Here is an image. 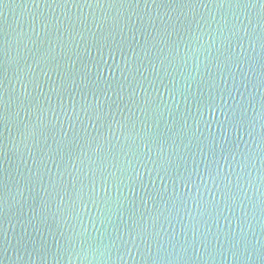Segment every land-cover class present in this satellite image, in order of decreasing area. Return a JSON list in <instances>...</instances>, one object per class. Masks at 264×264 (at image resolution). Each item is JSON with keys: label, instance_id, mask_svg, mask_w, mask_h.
Instances as JSON below:
<instances>
[{"label": "water", "instance_id": "obj_1", "mask_svg": "<svg viewBox=\"0 0 264 264\" xmlns=\"http://www.w3.org/2000/svg\"><path fill=\"white\" fill-rule=\"evenodd\" d=\"M0 264H264V0H0Z\"/></svg>", "mask_w": 264, "mask_h": 264}, {"label": "snow or ice", "instance_id": "obj_2", "mask_svg": "<svg viewBox=\"0 0 264 264\" xmlns=\"http://www.w3.org/2000/svg\"><path fill=\"white\" fill-rule=\"evenodd\" d=\"M81 199H82V198H81ZM84 207L86 208V207H87V205L85 204V205H84Z\"/></svg>", "mask_w": 264, "mask_h": 264}]
</instances>
